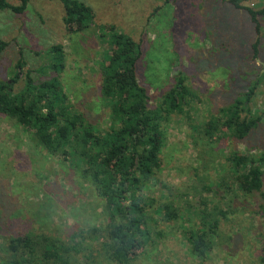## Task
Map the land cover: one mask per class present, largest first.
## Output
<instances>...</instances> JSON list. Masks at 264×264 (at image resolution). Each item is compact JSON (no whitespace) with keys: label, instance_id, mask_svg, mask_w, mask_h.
Masks as SVG:
<instances>
[{"label":"rangeland","instance_id":"obj_1","mask_svg":"<svg viewBox=\"0 0 264 264\" xmlns=\"http://www.w3.org/2000/svg\"><path fill=\"white\" fill-rule=\"evenodd\" d=\"M79 1L92 9L95 26L76 35L62 21L60 0H29L21 14L0 12V39L8 43L0 54V81L14 76L21 56L22 72L30 70L35 83L54 77L56 73L47 66L52 59L45 51L60 45L64 68L59 80L69 104L104 131L108 110L100 85L109 45L102 46L95 29L114 25L130 36L140 46L137 81L150 97V108L157 107L180 75L195 96L187 98L184 113L170 118L161 168L151 189L154 208L168 200L181 210L193 208L202 196L209 200V208L212 200L227 212L211 253L202 261L185 248L182 227L155 215L162 239L138 250L134 264H264L260 197L237 189V175L233 177L226 160L232 153L254 157L264 153V16L257 17L261 28L257 33L245 10H263L264 0H235L234 4L230 0ZM255 43L258 52L253 58ZM256 79L262 82L248 103L252 116L261 117L254 132L244 141L224 133L207 140L205 123L247 92ZM22 87L21 78L15 91ZM221 180L228 185L226 194ZM206 187L211 188L209 192ZM103 208V200L82 173L34 147L28 132L0 115V262L7 257V239L16 234H45L67 243L83 230V256L89 259L77 255L70 264H114L101 253L99 235L107 223ZM184 217L187 225L200 222L190 214ZM94 228L99 233H93Z\"/></svg>","mask_w":264,"mask_h":264},{"label":"trees","instance_id":"obj_2","mask_svg":"<svg viewBox=\"0 0 264 264\" xmlns=\"http://www.w3.org/2000/svg\"><path fill=\"white\" fill-rule=\"evenodd\" d=\"M18 1L20 4L15 6L7 0H0V12L23 13L29 0ZM174 1L164 0V3ZM60 2L64 11L62 21L70 34L76 35L95 26L94 13L86 4L79 0ZM229 2L234 4L235 0ZM245 10L259 33L261 28L257 17L264 16V9ZM95 30L102 46L109 45L100 85V96L108 110V126L104 131L97 129L69 104L59 80L64 68L60 45L45 51L52 59L47 61V66L56 75L41 83L34 82L30 70L22 72L25 64L20 55L14 76L8 81H0V115L28 132L34 147L41 148L53 158H61L67 168L82 173L103 200L107 223L99 237L103 239L101 253L104 259L114 264H134L138 250L162 239L161 229L154 219L159 215L162 222L183 228V243L191 257L205 260L214 247L221 220L227 219V212L212 200L209 208V200L202 196H198L193 208L181 210L169 200L154 208L151 190L161 168L160 154L170 118L184 113L187 98L195 96L180 75L157 107L150 108V97L137 81L136 66L141 57L139 44L114 25L98 26ZM7 45L0 39V54ZM252 47L254 58L258 52L257 44ZM21 78L23 87L15 91ZM261 82L262 79H256L247 92L229 106L220 108L218 114L205 123L203 135L207 140L224 133L244 141L254 132L261 117L252 116L248 103L253 100ZM226 160L233 177L237 175V189L245 194L259 195L258 213L264 229V153L259 157L251 153H232ZM219 183L226 194L229 190H226V181ZM162 187L168 188L166 184ZM210 189L206 187L204 190L209 192ZM184 214L198 217L199 224L187 225ZM82 232L73 234L67 243L45 234H16L7 239V257L0 264H70L75 256H83L86 251ZM92 232L99 233V230L94 228ZM83 257L89 259L88 255Z\"/></svg>","mask_w":264,"mask_h":264}]
</instances>
